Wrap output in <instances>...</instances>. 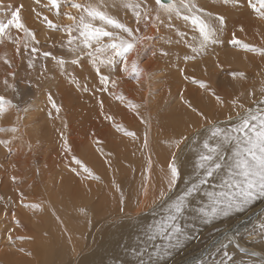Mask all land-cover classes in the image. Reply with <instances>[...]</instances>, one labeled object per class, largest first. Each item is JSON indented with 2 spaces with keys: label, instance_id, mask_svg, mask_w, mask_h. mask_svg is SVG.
Segmentation results:
<instances>
[{
  "label": "bare ground",
  "instance_id": "1",
  "mask_svg": "<svg viewBox=\"0 0 264 264\" xmlns=\"http://www.w3.org/2000/svg\"><path fill=\"white\" fill-rule=\"evenodd\" d=\"M23 2L30 4V10H33L34 4H36L35 0H23ZM108 2L111 3V0ZM251 2H257L258 6V0H251ZM3 3L8 6L10 1L3 0ZM200 5L205 6V10L213 15L215 12L218 15H223L225 25L222 32L219 33V42L210 43L202 54L196 55L195 59L186 60L185 56H192L193 53L183 41L177 42V31L183 32L185 29L186 31L190 29L191 32H183L185 33L184 39L188 41H192L193 35H198L193 31L190 23H186L182 18H173L172 21H167L158 27H153L152 24H149L147 28L143 24L140 26L143 35L153 38L158 36L159 41L164 45L163 49L168 52L165 57L160 53L155 55L152 62L147 64L148 68L145 71L156 74V76L152 75L153 81L161 80L158 73L164 74L162 77H171L170 80H174L173 83H169L167 80L174 88L169 90L167 87L165 88L167 89V96L155 99L151 105L153 112H149V114L148 112L144 113L147 109V103L145 101L140 102L137 97L134 104L140 105L141 112L139 115L137 114L135 118H132L129 112H127L128 114L124 112L129 100L132 101L128 95V89L122 85L123 82L121 81L126 77L125 75H128L127 73L116 70L112 76L113 79L117 80L116 87L107 85L109 90L101 92L100 77L95 71L96 65L93 64L90 57L86 55L80 57V63L77 66L80 90L85 93V96L96 100L97 104L103 100L102 98H105L104 117L109 115V112L111 114L112 110L115 112L117 108L114 107V104L118 105L119 109L124 110L122 113L130 117L127 116L126 119L116 117V120H125L123 123L118 122L122 129L117 131L122 132L123 129L133 131L137 138L119 135V140L116 143H98L100 144L96 146L97 149H100L97 151L98 154L96 151L93 152L94 149L90 145L84 149L75 142L73 144L71 142L73 145L72 152L68 154L70 156L75 155L95 175L100 176L99 181L88 178L81 167L78 169L81 176L69 175L63 171L60 177L55 179L58 184V189H55V185L52 186L50 181H46L49 170L45 164L39 165L42 168L41 177H37L39 169L36 165V168H31L32 163L27 162L26 169L21 171V175L18 176L14 175L16 170L11 169L7 173L6 178L8 179L5 180V183L2 182L4 186L0 189V197H4L3 200H0L2 204L0 209L8 207L11 202L15 201V193H19V190L23 195L28 194V198H32L28 199L27 204L40 203L43 207L32 208L33 214L37 212L41 214V217L32 226L33 235L27 244L30 253H20L16 249L18 246H14L10 242V248L7 249L9 253L1 255L0 264H138L139 256L133 252V248L139 245L151 253L154 251L153 243L157 245L162 243V239L159 237L155 241H148L144 234L145 229L161 220L165 215L167 204L182 195L192 183L197 182V177L202 174V170L195 167L196 161L202 151L203 141L210 134L205 122L193 113L184 101H190L194 107L207 113L209 118L219 121V126L224 128H230L238 122L235 117L236 112L240 111V109L233 110L229 106L219 109L214 97L204 88L199 86V88H193L188 83V86L186 83L182 85L186 80L185 77L192 76L196 80H206L209 82V86L226 100L244 93L241 102L253 111L257 108H264V104L258 103L264 99L260 93L261 88H264V57L260 56L259 53L246 51L240 45L234 46L230 43L233 37L231 34H235L236 38L243 43L257 48L264 47V20L260 19L258 13L253 10L249 0H239V4H236L234 0H205L200 2ZM119 8V0H117L115 8L109 7L111 10ZM2 15L5 16V13L3 12ZM169 23L172 25L171 28L168 27ZM132 26H135L134 22ZM241 27L244 28L243 32L240 31ZM47 30L45 25L41 26L42 39L46 38V34L43 32H47ZM157 32L160 34L158 35ZM145 45L146 42L141 50L142 54L140 53L144 56L149 49L148 46L145 48ZM133 56L129 57V61L133 59ZM69 57L72 58L70 52ZM191 60H193L192 63L189 62ZM187 62L190 65L186 64ZM45 67H43L42 74L46 84H51L58 78H66V73L71 70L70 66L61 70L49 61L46 62ZM179 67H185L183 72ZM102 71L104 74H108L109 69L102 68ZM233 71L245 72L247 79L233 80L229 75ZM192 78L191 80H193ZM46 84L44 90H39L37 87V89L30 88L21 81L20 86L22 87H19L20 93L17 94L16 99L25 102V98L33 97V99L31 98L33 101L28 103L30 105L24 114V127L26 126L31 133H34L35 138L32 139L34 142L38 140L37 138L44 137L50 141L47 139L49 135V139H52L54 143L56 142V147L61 146L60 143L63 142L60 133L66 132L65 121L63 118H53L55 115V117L60 115L55 110L41 111L40 105L46 92L49 91V85ZM182 86L184 88L180 89ZM175 87L179 88L178 91L175 90ZM85 88L88 90L85 91ZM2 92L5 96L8 94L6 90H2ZM20 94H23L22 98L19 97ZM121 94L125 97L123 101L117 99ZM152 98H148V101ZM35 109L41 111L39 115L37 114L38 117L35 116V113H38ZM17 116L20 117L19 120H17ZM229 116H232L233 119L229 120ZM36 118L39 122L46 120L48 124L44 125L47 126L37 125ZM94 119H97V116ZM0 120L6 128L15 125L19 129L16 133L5 132L10 137L0 136V139L11 141L10 152L14 149L16 142V147L17 145L22 147L25 139L20 130L23 127L21 113L9 108L0 116ZM97 121L100 120L97 119ZM143 121H147V124ZM145 132H147L148 138L146 148L143 144ZM181 134L185 135L187 139L180 144L179 148H176L175 141L179 139ZM67 139L69 140V137ZM47 141H44V145ZM210 143H214V141H210ZM48 145L46 144V149L50 147ZM56 148L55 150H57ZM6 149L4 146H0V160ZM29 150L31 149L29 148ZM64 151H61L62 154L66 153ZM53 153L56 152L53 151ZM173 154L176 156L175 162L180 169V177L176 185L167 192L164 199H157L154 203L159 190L162 187L166 188L169 173L167 166L172 161ZM227 154L231 155L230 149ZM48 156L46 154L45 158ZM60 158L63 159V156ZM149 159L151 160L150 168L148 166ZM41 161L40 163H42ZM0 166L3 168V163H0ZM10 166H14L13 162L10 163ZM3 170L5 169L3 168ZM3 170L0 169V173ZM13 176L16 177L15 181L12 179ZM48 176V180L53 177ZM82 177L88 178L90 181L86 180L87 184H83ZM113 179L125 196L123 212L120 211V193L115 190ZM144 183L149 185L147 195L142 191L141 186ZM218 184V178H209V183L201 186L200 192L189 198L190 204L180 223L195 238L186 241L182 248L173 249L170 256L156 257L153 255L154 264L157 260L159 264H220L222 259L225 260V264H228L224 255L225 252L231 257V264H264V238H262L264 232L260 227L261 223L264 222V198L254 200L242 212L234 211L228 217L219 216L211 223H204L197 217L195 210L207 203L205 192L219 191ZM23 188L26 192L23 191ZM18 201V204H21V201ZM81 207L87 210V216L79 211ZM6 220L4 212L0 213L1 227L3 224L8 226V223H5ZM146 241L148 242L146 243ZM143 258L147 261L148 255H144Z\"/></svg>",
  "mask_w": 264,
  "mask_h": 264
},
{
  "label": "snow or ice",
  "instance_id": "2",
  "mask_svg": "<svg viewBox=\"0 0 264 264\" xmlns=\"http://www.w3.org/2000/svg\"><path fill=\"white\" fill-rule=\"evenodd\" d=\"M234 2L239 4V0H234ZM35 3L39 5L40 0H35ZM249 3L253 10L258 13L260 19L264 20V0H258V6L256 3H252L251 0H249ZM119 5L131 13L135 26L122 22L109 13L108 8H115L117 0H111V3L108 0H48V4L45 7L55 9L56 16L58 18L63 16L67 23H55L48 16H42L43 22L47 24L49 29L57 31L62 29L66 33L67 46L72 57L70 59L71 64L80 63V57L84 55L92 59L93 64L96 65L95 71L100 77L101 92L109 90L107 88L109 83L116 87L117 80L113 79L112 76L117 69L125 73H135L136 79L139 81L143 74V69L139 66L140 53L145 42L151 39L150 36L141 34V24L145 28L149 24H152L153 27H158L167 21H172L173 18H182L185 22H190L198 34L193 35L192 41L184 39L185 33L176 32L177 42L183 41L193 53L192 56H185L186 60L195 59L196 55L202 54L210 43L219 42V33L222 32L225 25V17L223 15L214 16L212 13L207 12L205 8L199 5L198 0H119ZM8 7L11 8V6ZM23 7L21 4L11 10V18L7 19L6 23L0 20V44L4 43L5 40H10L15 45L17 55L21 54V46L24 51L29 49L32 53L38 51L35 45L39 41L36 38L35 31L27 27L22 21L21 12ZM64 9L67 10L65 11ZM37 15L40 16V13H37ZM13 26L18 32H22L23 36H12L10 29ZM168 27H172L171 23L168 24ZM240 31L243 32L244 28L241 27ZM230 43L234 46L240 45L246 51L259 53L260 56L264 57V47L257 48L243 43L236 38L235 34H233ZM160 54L167 56L168 52L161 49ZM43 55L44 57H49L52 56V53L45 51ZM130 56H133L131 61H129ZM52 59L56 61L57 67L61 70H64L65 65L69 63V60L63 56L59 58L52 56ZM3 60L6 65L11 67L12 62L10 59L5 56ZM28 66L29 68L33 66L31 57H29ZM102 68L109 69L108 74H104ZM181 72H183V69H181ZM8 75L14 76L15 74L9 73ZM229 75L233 80L247 79L246 73L243 71H233ZM185 79L189 78L185 77ZM192 79L194 83L210 92L219 109H223L226 106L233 110L240 109V111L236 112L235 117L238 122L230 128L220 127L219 121L209 118L207 113L194 107L190 101H184L188 108L205 122L210 133L203 141L202 151L199 153L195 165L196 168L202 170V174L197 177V182L186 188L182 195L167 204L165 215L161 220L156 221L145 229L144 234L147 236L148 241H155L159 237L162 239V243L158 245L153 243L152 248L154 251L151 253L139 245L133 248V252L139 256L138 264H154L153 255L156 257L161 255L170 256L173 249H180L185 245L186 241L195 238L186 227L182 226L180 220L190 204L189 198L199 193L201 186L209 183V178L219 179L218 188L220 190L206 191L207 203L202 204L195 210L197 217L204 223H211L219 216L228 217L234 211L242 212L254 200L264 198V108H257L253 111L241 102L245 95L244 93L226 100L203 80ZM3 83L7 88H12L16 91L15 86L9 84L7 78L3 80ZM84 90L87 91L88 89L85 88ZM260 93L261 96H264V88H261ZM117 99L123 101L125 97L121 94ZM49 101L58 114L61 108L51 99V96H49ZM128 103L129 107L134 110L140 108V105L131 101ZM258 103L264 104V99L258 101ZM100 105L101 114L104 115L103 101H100ZM9 108H16L19 111V105L13 104L4 95H0V116ZM137 114L139 115L138 111ZM19 119L20 117L17 116V120ZM105 119L113 118L105 115ZM228 119L232 120L233 117L229 116ZM143 122L147 124V121ZM64 127H67V124ZM120 129L121 126L117 125V130ZM18 130L15 125L9 128L0 127V132L16 133ZM123 130L127 136L133 139L137 138L135 132L127 129ZM60 135L66 153H71L72 147L68 139L63 132ZM186 139L187 137L181 134L179 139L175 141V147L179 148L180 144ZM210 141H214V143H210ZM10 143L9 139H0V146L9 148V151ZM143 144L145 148L148 146L147 132L144 134ZM229 149L231 155L227 154ZM97 150L100 151V149ZM71 160L76 165V167L70 169L73 173L81 175L78 169L82 167L83 173L87 174L88 178L98 181L101 179L75 155L71 156ZM175 161L176 156L173 154L172 161L167 166L169 173L166 188L162 187L159 190L158 196L153 201L154 203L157 199L163 200L167 192L176 185L180 177V169ZM148 166L149 168L151 167L150 159ZM12 179L15 181L16 177L13 176ZM113 186L120 193V211L123 212L125 196L114 179ZM141 187L143 193L147 195L149 185L144 183ZM21 195L23 194L21 193ZM3 199L4 197H0V200ZM25 206L33 209L43 207L40 203H29ZM79 211L87 216L85 208L81 207ZM16 223L20 225L21 222L17 220ZM260 227L262 232H264V222L261 223ZM20 238L23 239L24 237ZM144 255H148L147 261L144 260ZM224 255L228 260V264H231V257L228 256V253L225 252ZM155 264H159V261L157 260ZM220 264H225V260L222 259Z\"/></svg>",
  "mask_w": 264,
  "mask_h": 264
},
{
  "label": "rangeland",
  "instance_id": "3",
  "mask_svg": "<svg viewBox=\"0 0 264 264\" xmlns=\"http://www.w3.org/2000/svg\"><path fill=\"white\" fill-rule=\"evenodd\" d=\"M9 1H10V4L8 6H11V8H9L7 5H5L3 3V0L2 1L0 0V20H3L6 23L7 19L11 18V16H10L11 10H14V8L16 6H19L22 4L24 6L22 9V12H21L22 21L26 24L27 27H29L30 29L35 31L36 38L39 41V43L35 45V47L38 49V51L35 53H32L30 49L28 51H24L23 47L21 46V54L20 55L16 54L15 45L10 40H5L4 43L0 44V95H4V92H2V90L8 91V94L6 96L5 95L4 96L7 99L10 98L9 100H11L13 104L19 105V111H17L16 108H12V109H14L17 113H21L23 127H21L20 130L23 132V136H24L23 138L25 139L24 145L22 147H20L19 145H17V147H16V144H17V142H16L15 147L13 150H11V152L7 148L5 153H4V156L0 160V163H3V165H4L3 168L5 169V170H3V168H1V166H0V169L3 170V172L0 173V189L2 186H4L3 183H5V180L8 179V178H6L7 173L9 171H11V169L12 170L14 169V170H16V172L14 173L15 176L21 175V173H22L21 171H24L26 169L25 166L28 165L27 162L33 164L31 168L35 167V165H36V167L39 169V171L37 173V175H38L37 177H41L40 171L42 172V170H41L42 168L40 166H42V164H45L46 166H48L47 168L49 171H47L48 174L46 173L47 174L46 181H50L51 185L52 186L55 185L54 188L58 189L57 188L58 184H57V181L55 179L58 176L60 177V175L63 171L67 172L69 175H74V176H81V175H76L70 170L73 166L76 167V165H75L74 161L70 160L71 156L68 153L62 154V152L64 151V147L62 146L63 142L60 143V145L63 148L61 146H56L57 147L56 148L55 147L56 142L54 143L52 139H49V135L47 136V139L50 141H47L45 137L44 138H37L38 140L35 142L32 140L35 138V136L33 135L34 133H31V131L28 130L26 126H25L26 128L24 127V119H25L24 114L27 111L26 108L29 107V105H30L28 103H31L33 101L32 100L33 97H31L32 99L30 97L25 98V102L19 101L16 99L17 94L20 93L19 87L20 88L22 87V86H20L21 81H23V83L26 84L30 88L31 87H34V88L37 87L39 90H41V89L44 90V86L46 83H44L45 77L43 76L42 71H43V67H45V65H46V62H48V61L52 62L53 66L56 67L57 66L56 61L52 59V56H55L57 58L63 56L66 59H68L69 63H67L65 65V67L70 66L71 70L66 73V75H65L66 78H61V79L58 78L57 80H55L51 84L50 83L46 84V85H49L48 86L49 91L46 92L45 98L40 105L42 108L41 111L43 110L42 112H46L49 110H51V111L55 110L54 108H52V104L49 101V96H51V99L61 108V111L59 112L60 115L57 117H55L56 116L55 115V116H53V118H55V119L63 118V120L65 121V124H67V127H65L66 132L63 131V133H65V134L69 133L67 135H65V134L64 135L67 138L69 137L68 141H69L70 145H71V142H72V144H73V142H75L80 148H84V149L86 148V146L89 147V145H90V147H92L94 149L93 152L98 151L97 147H96L97 145L106 144V143H110V142L116 143L119 140V138H118L119 135H121L123 137H124V135H126L124 131H122V132L117 131L118 122L120 123V121H121L123 123L125 120L124 119H122V120L117 119L116 120V117L117 118L124 117L126 119V117L129 116V115H125L124 113H122V111L125 110L124 111L125 113L129 112L132 118H135L137 116V111L138 112H141V111H140V109L134 110V109L130 108L129 103H127L124 110L119 109V106L114 104V107H116L117 109L115 110V112L112 110L111 114L109 112V115H107V116H111L112 118L115 116L114 117L115 119L114 118L113 119H105V117L103 115L100 117V115H101L100 103L97 104L96 100H92L89 98V96H85V93L80 90V87H79L80 84L78 82V75H77V66L79 63H77V64H71L70 63L71 58L69 57V50H68V46H67L66 33L62 29L60 31H57L55 29H49L47 24L45 22H43L42 16H44V15L48 16L49 19H52L55 23H65V22H67L66 19H64L63 16L58 18L55 14V9H49V8L45 7V5L48 4V0H40L39 5L34 4L35 10L34 9L30 10V4L23 2V0H9ZM202 1H205V0H199V5H200V2H202ZM120 8L119 9H112V10L108 8V11L111 15L116 16L122 22L128 23L132 26L134 19H133L131 13L129 11H127L126 9L122 8L121 6H120ZM64 10L66 11L67 9H64ZM3 12L5 13V16L2 15ZM37 13H40V16H38ZM215 15H218L217 12L214 13V16ZM188 23H190V22H188ZM43 25H45L48 28L47 32H43L46 34L45 39L41 38V34H42L41 33V26H43ZM189 25L192 26L191 24H189ZM192 29H193V26H192ZM187 30L190 31V29H187ZM188 31H186V29L183 30V32H188ZM193 31H195V30L193 29ZM10 32H11L12 36H23V33L18 32V30L15 29L14 26L10 29ZM143 33H148V32H143ZM141 34H142V32H141ZM157 34L159 35L160 32H157ZM231 35L233 36V34H231ZM228 37H229V32H228ZM159 40H160L159 37L156 36L155 38L151 37V39L146 41L145 48H147V46H148L149 49H148V52L145 56L141 55L142 54L141 53L140 57H139V66H140V68H141V66L143 68V74L140 77L139 81H137L135 73H127L128 75H125L126 77L121 79V81L123 82L122 85L126 86V88L128 89V95L132 99V101L131 100H129V101L136 103V97L139 98L140 102L145 101L147 103V109L145 110L144 113L148 112V114H149V112H153L151 105H153L155 99H157L161 96H163V97L167 96L166 95L167 89L169 90V89L174 88L173 85L171 86V84H169L170 82L171 83L174 82L173 79L170 80L171 77H169V78L167 77L168 78L167 79L165 77H162L164 74L158 73V75L161 76V80L153 81L152 77L156 76V74H152L151 71L150 72L145 71L148 68L147 64L149 62H152V58H155V55L157 56L158 53H160V50L164 48V45ZM42 41H45V42H42ZM62 42H63V46H62ZM45 51L51 52L52 56L44 57L43 53ZM5 56L11 60V62H12L11 67H9L8 65H6L4 63L3 57H5ZM29 57H31L32 61H33V66L31 68H29V66H28ZM189 62L192 63L193 60H191ZM186 64L190 65L188 62ZM188 65H186V66H188ZM179 68H180V70L181 69L184 70L185 67H179ZM117 70L120 71L119 69H117ZM9 73H14L15 75L10 76V75H8ZM5 78L8 79L9 84H12L15 86L16 91H14L12 88H7L5 86V84L3 83V80ZM188 78L189 79H186L184 84H182V83L181 84L185 85V83H186V85H187V83H188L189 86H191L193 88L199 86L197 83H194L193 80H191L192 76L188 77ZM167 80H169V83L167 82ZM195 80H196V78H195ZM73 81H75V83H73ZM204 81L206 82L207 85H209V82H207L206 80H204ZM165 82H166V84H165ZM181 84H178V85H181ZM110 85H111V83L108 84V86H110ZM176 85H177V83H176ZM166 87H167V89H165ZM183 88H184V86H182V88H180V89H183ZM178 89L179 88L175 87L176 91H178ZM24 91H26V90H24ZM99 92L100 91H98V93ZM163 93H165V95H163ZM99 94H101V93H99ZM106 95H108V94H106ZM19 97L22 98L23 94H20ZM150 97L151 98L153 97V98L150 101H148V98H150ZM141 98H143V99H141ZM102 99H103L102 101H103V105H104L106 103V101H105V98H102ZM122 105H124V104H122ZM148 105H149V107H148ZM90 107H92V109H90ZM35 110L38 112V113H35V116L37 114L39 115L40 114L39 112H41L40 109H35ZM128 110H130V111H128ZM94 111H95V113H94ZM55 112H56V110H55ZM96 113H99V114L97 115ZM89 114L90 115L92 114L93 116L92 115L90 116ZM38 115L36 117H38ZM96 116H97V119L100 121H97V119H94V118H96ZM101 118H102V120L103 119L104 120L102 121ZM36 119H37V121H36L37 125L48 124V122H46V120H42L39 122L38 118H36ZM92 119H94V120H92ZM95 120H96V122H95ZM44 126H47V125H44ZM0 127H5V124L2 122V120H0ZM121 129H122V126H121ZM121 129H120V131H121ZM0 136H8V135L5 134V132H0ZM8 137H10V136H8ZM30 137H31L32 141L30 140ZM44 141L45 142L47 141V143H45V145H44ZM97 141H99L100 144H98ZM29 143H30V145H29ZM48 143H50L51 145L50 144L48 145ZM46 144L48 146H50L51 149H50V147L48 148V146H47L48 149H46V147H45ZM52 145L54 146V148ZM43 146H44V148H43ZM72 146L73 145H71V147ZM37 147H39V148L37 149ZM29 148L31 150H29ZM55 148L57 150H55ZM51 150H52V152H51ZM53 151L56 153H53ZM59 152H61L60 155H59ZM64 152H66V151H64ZM45 153L47 154V156L49 155L47 158H45L46 157ZM57 153H58V155H57ZM97 154H98V152H97ZM60 156L61 157L63 156V159L60 158ZM40 160H42L41 161L42 163H40ZM58 160H59V163H58ZM8 162H10V163L13 162L14 166H10V163H8ZM65 165H66V167H65ZM55 168H56V170H55ZM51 171H53L55 175L53 174V172L51 173ZM49 172H50V174H49ZM48 175H50V177L53 176L52 178H50L51 180H48L49 179ZM52 179H53V181H52ZM81 179H82L81 181L83 184H87V181H90V179L85 178V177H82ZM23 191L26 192L25 188H23ZM21 193H22L21 190H19V193H15L14 198L16 200L14 202H11L8 207L2 208V210L0 209V213L4 212L6 219H7L5 223H8V226H9V227L7 226L8 229L5 226L6 224H3L2 227L0 226V257H2L1 255L3 253H5V254L9 253L7 249L10 248V245H9L10 242L12 243V245L18 246L16 249L19 250L20 253H22V254H29L30 253L29 249L27 248V244L29 241V237H32V235H33L32 226H34V222L37 221L41 217V214H39L37 212L35 214H33L34 210H32V208L25 206L27 204L26 202H28V199H32V198H28V196H27L28 194L21 195ZM18 200L21 201V204L20 203L18 204V202H19ZM1 205L2 204L0 202V206ZM17 220L21 222L20 225H17V223H16ZM20 237H24V238L21 239ZM262 238H264V237H262Z\"/></svg>",
  "mask_w": 264,
  "mask_h": 264
}]
</instances>
